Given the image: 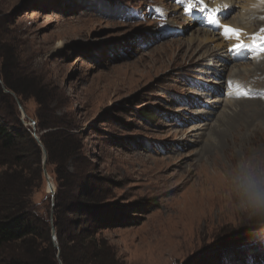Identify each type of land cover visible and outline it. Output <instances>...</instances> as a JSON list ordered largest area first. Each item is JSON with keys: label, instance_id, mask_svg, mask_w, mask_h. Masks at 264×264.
I'll return each instance as SVG.
<instances>
[{"label": "rangeland", "instance_id": "1", "mask_svg": "<svg viewBox=\"0 0 264 264\" xmlns=\"http://www.w3.org/2000/svg\"><path fill=\"white\" fill-rule=\"evenodd\" d=\"M111 1L117 5L107 0H0V71L25 88L21 97L11 92L15 111L20 103V118L33 135L57 128L77 135L80 149L69 159L68 172L81 177L78 182L87 189L99 187L98 178L101 188H107L104 181L115 182L102 201L106 205L153 204L141 224L104 232L116 264H204L215 257L213 264H227L223 255L229 250L264 248V238L251 228L234 227L222 195L227 161L241 150L264 145V115L240 113L243 119L232 122L238 115L231 108L238 103L229 102L240 100L226 96L230 90L236 99L264 91V56L259 59L264 51H230L229 44L216 47L217 41L191 48L185 42L189 34L204 29L202 21H194L195 8L213 0L203 5L197 0ZM190 2L195 7L188 13ZM240 9L233 7L226 21L248 22L242 21L245 10ZM260 12L252 18L258 36L264 35V2ZM217 36L228 40L220 31ZM253 38L246 43L251 45ZM210 48L214 55L201 59ZM255 67L260 70L254 73ZM221 80L226 83L217 91ZM4 103L0 100L9 111ZM37 115L49 126L37 131ZM46 168L55 194L56 165L47 161ZM30 181V198L46 220V203L54 202L47 198V181L35 170ZM49 223H54L52 210Z\"/></svg>", "mask_w": 264, "mask_h": 264}, {"label": "trees", "instance_id": "2", "mask_svg": "<svg viewBox=\"0 0 264 264\" xmlns=\"http://www.w3.org/2000/svg\"><path fill=\"white\" fill-rule=\"evenodd\" d=\"M107 1L111 6L117 5L111 0ZM0 78V100L10 109L4 111L0 106V264H116L115 252L108 246L104 232L115 227L141 224L144 221L142 217L148 211L147 206L152 209L153 204L134 201L120 206L106 205L102 201L110 195L116 183L104 181L107 188H101L102 179L98 178L99 187L85 188L83 182H78L81 177H75L67 168L69 159L80 149L79 140L74 139L77 135L63 128L50 129L39 137L46 148L48 163L56 165L55 181L58 186L53 204L46 203L45 220L37 213L36 205L30 198V180L34 170L39 178L43 176L42 148L33 135L32 127L21 120L20 110L17 108L15 111L9 98L12 94L4 92L2 86L19 97L24 95L25 88L18 78L13 76L12 82L1 71ZM33 95L45 107L38 95ZM142 115L146 121L150 119L149 112ZM40 118L37 115V131L49 126L47 121ZM44 118L46 116L43 114ZM65 186L70 189L68 192L64 190ZM51 196L48 194L47 198ZM51 210L52 226L49 223ZM71 211L77 212V215ZM30 216L36 219L35 223ZM69 221L73 222V228L66 231ZM58 253L60 259L57 258ZM225 253L223 259L227 264H264L263 246L253 245L241 253L235 249ZM215 258L206 260L204 264H213ZM216 264H220L219 260Z\"/></svg>", "mask_w": 264, "mask_h": 264}, {"label": "clouds", "instance_id": "3", "mask_svg": "<svg viewBox=\"0 0 264 264\" xmlns=\"http://www.w3.org/2000/svg\"><path fill=\"white\" fill-rule=\"evenodd\" d=\"M223 172L222 195L235 217L234 227H249L264 238V145L237 152Z\"/></svg>", "mask_w": 264, "mask_h": 264}, {"label": "bare ground", "instance_id": "4", "mask_svg": "<svg viewBox=\"0 0 264 264\" xmlns=\"http://www.w3.org/2000/svg\"><path fill=\"white\" fill-rule=\"evenodd\" d=\"M263 2H264V0H213L212 4L208 3V6H201V7H204L203 12L198 10L201 7L195 8V10H197V12H199V13H197V15L193 16V18H195L194 21L195 22L202 21V25L204 26V29H197L196 31H193L192 33H190L189 34L190 36L185 40V42L188 43L191 48H193V47L198 48L200 46L202 47L203 45H205L208 42L217 41L218 43H216L215 46L222 48V46L226 45V44H229L230 47H234L238 43L246 42V39L249 38L250 36L257 37L258 31L253 30V29L256 28L258 23H257V20H252V18H253V15H255V14L261 15L260 7H261V4ZM225 5H227L228 7L225 8ZM235 6H240L241 9L245 10V13H243V16H241V18H242V21H244L245 19L248 18V22H242L241 23V22H238L236 19L233 20V22L225 21L224 19L217 20V22H215V25H217L221 30H223L224 25H228V26H231L232 28L239 29L241 32V36L239 39L235 36H233L231 38H229L227 36V38H229L230 41L227 40V42H226L221 37L217 36V35H219V30H217L216 27L209 26V23L212 21L209 19V16H210V14H214L215 17L217 16L218 12L213 13L214 9H219L222 12H227L228 8H233ZM222 18H223V16H222ZM211 29H214V31L217 32L216 33L217 35L212 33ZM262 32L264 33V31H262ZM191 38H194L192 40V42L190 41ZM242 49H244V48H241L240 50H242ZM214 51H215V48H210L209 50H207L206 52H204L202 54L201 59L204 60L205 58L211 56L212 54L214 55V53H213ZM263 56L264 55L260 56L259 59L262 58ZM228 59L231 60L230 58H228ZM213 65H214V63H213ZM215 66H217V65H215ZM221 66H223V65H221ZM261 67L263 68L264 66H261ZM246 70H244V71H246ZM253 70L255 73V72L259 71L260 69L255 67ZM240 71L241 70H239V72ZM214 78H215L214 82H216V80H220V77H214ZM225 83L226 82H224L222 84V80H221L219 89L217 91H220L222 89V86ZM231 92H232V90H230L229 95H226L228 98L234 99V100H240V101L229 102L231 104L238 103V104H235L234 108H231L232 114L238 115L232 122H237V121H240L243 119V118L239 117L240 113L247 114V113L253 111L252 115L254 118H258L261 115H264L263 109L259 110L260 106H264V91L252 92V93H250V95H251L250 98H243V99H236L235 96L233 95V93H231ZM254 118H251V119H254ZM246 124L249 125L248 123H246ZM215 128L216 127H214L212 129V132H213V130H215ZM234 128H236V127H234Z\"/></svg>", "mask_w": 264, "mask_h": 264}, {"label": "snow or ice", "instance_id": "5", "mask_svg": "<svg viewBox=\"0 0 264 264\" xmlns=\"http://www.w3.org/2000/svg\"><path fill=\"white\" fill-rule=\"evenodd\" d=\"M197 2L201 5L204 4V0H197ZM195 5L193 3H189L187 5V12L191 13L192 10L194 9ZM228 6L225 5V8H227ZM199 11L203 12L204 11V7H201L198 9ZM220 11L219 9H214L213 13ZM209 19L212 20L213 22H217L216 21V17L214 14H210ZM223 30L225 35H227L229 38L235 36L238 39L241 36V32L239 29H235L232 28L231 26L228 25H224L223 26ZM264 31V30H262ZM241 48H252L254 51H264V35H261L259 37H254L253 38V43L251 45H249L246 42H241L238 43L237 45H235L232 49H230V51H239ZM231 82H229L230 84ZM237 95H246V93H237Z\"/></svg>", "mask_w": 264, "mask_h": 264}, {"label": "water", "instance_id": "6", "mask_svg": "<svg viewBox=\"0 0 264 264\" xmlns=\"http://www.w3.org/2000/svg\"><path fill=\"white\" fill-rule=\"evenodd\" d=\"M8 93H11V91L5 89ZM19 107H20V110L23 111V108L21 106V104L19 103ZM33 124L35 125V121H33ZM34 137L36 138V140L38 141V143L41 145L42 147V152H43V174H44V177L47 181V184H48V187H49V191L52 195V198H54V190H53V184L51 183V176L49 175L48 171H47V168H46V162H47V152H46V149L44 147V145L42 144L39 136L37 134L34 135ZM53 239L56 241V234L53 232ZM57 245V243H56Z\"/></svg>", "mask_w": 264, "mask_h": 264}]
</instances>
